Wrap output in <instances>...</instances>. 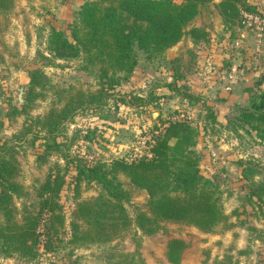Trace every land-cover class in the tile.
<instances>
[{"label": "rangeland", "instance_id": "rangeland-1", "mask_svg": "<svg viewBox=\"0 0 264 264\" xmlns=\"http://www.w3.org/2000/svg\"><path fill=\"white\" fill-rule=\"evenodd\" d=\"M13 1L12 10L0 14V143L15 145L17 180L25 189L30 193L52 164L64 167L66 158L92 164L148 155L152 133L156 134L168 120H184L197 132L193 148L200 155L199 173L216 185L219 202L232 226L219 225L215 231L203 233L184 223L162 222L149 236L131 226L106 244L66 245L49 253L40 249L34 261L0 257V264H112L125 254L139 255L145 264H171L164 254L171 239L184 243L180 264H264V225L246 197L247 181L241 176L242 169L248 167L255 170L254 181L264 176V140L259 141L255 132L238 119L241 110L264 91V0H244L255 11H242L232 26L222 23L215 7L218 0H213L199 7L187 27L204 29L207 42L193 41L186 34L162 57L147 58L137 50V63L130 75L108 91L104 105L83 106L64 121L55 136L61 144L58 151H50L43 161L37 155L44 150V139H36L31 146L30 133L25 140L16 136L22 127L51 109H61L78 93L85 96L99 87L94 76L80 68L79 60L51 57L46 50L50 29L67 34L72 13L85 0L80 4V0ZM174 68L181 78L173 79ZM32 69L41 71L47 82L44 88L34 89L33 94L38 95L26 100L27 72ZM172 81L183 86L179 92L185 90L191 98L164 87ZM132 96H148V100L142 105L126 104ZM22 105H26L25 112L7 117L10 106ZM206 107L215 122L206 118ZM39 135L44 132L39 131ZM66 165L59 199L65 217L60 234L63 240L68 238L74 203L75 170L73 163ZM124 187L130 191L125 208L133 217L136 208L144 209L146 193L128 186L125 180ZM96 193L94 183L82 182L79 186V199Z\"/></svg>", "mask_w": 264, "mask_h": 264}, {"label": "trees", "instance_id": "trees-1", "mask_svg": "<svg viewBox=\"0 0 264 264\" xmlns=\"http://www.w3.org/2000/svg\"><path fill=\"white\" fill-rule=\"evenodd\" d=\"M213 0H85L72 13L68 33L51 28L46 37V50L51 57L76 58L82 70L92 74L99 85L93 93H78L75 100L65 103L59 110H49L43 117H36L22 127L16 135L28 138L32 146L40 137L44 150L38 154L44 160L51 151H58L60 143L55 136L83 106L93 108L104 105L108 91H113L134 70L137 50L147 58L162 57L167 49L179 42L184 35L193 41L207 42V32L190 28L189 23L198 14L199 7ZM13 0H0V14L13 8ZM222 23H237L242 11L254 12L255 7L244 0H218L215 4ZM43 58H46L45 56ZM27 99L33 98L36 87L44 88L46 77L38 69L28 70ZM173 79L182 75L174 68ZM164 87L190 97L185 90L179 92L174 81ZM122 100V97L119 98ZM148 96H132L126 104L142 105ZM123 101V100H122ZM10 106L9 119L25 112ZM206 118L215 122L210 108ZM238 119L259 141L264 140V91L241 110ZM2 122L0 121V127ZM37 129H35V128ZM244 129V128H243ZM245 130V129H244ZM39 131L44 132L43 136ZM246 131V130H245ZM27 136V134H29ZM27 136V137H26ZM197 132L184 120H168L151 136L148 155L133 160L116 158L109 163L87 164L81 159L66 158L73 163V209L68 223V238L60 237L65 226L60 192L68 170L54 163L44 179L31 188V192L17 180L19 164L15 158V145L0 143V257L34 261L42 249L55 252L63 246L87 247L106 244L120 237L131 226L143 235H153L162 222L184 223L203 233H211L216 227L232 226L223 211L217 195V187L199 173L200 155L194 150ZM247 181L246 197L256 208V214L264 225V176L253 180L252 167L242 169ZM122 178L123 181L120 179ZM128 186L146 193L144 209L136 208L130 217L125 203L130 200ZM82 182L94 183L95 196L79 199ZM184 243L171 239L165 245V257L171 264H180ZM112 264H145L137 255H120Z\"/></svg>", "mask_w": 264, "mask_h": 264}, {"label": "crops", "instance_id": "crops-1", "mask_svg": "<svg viewBox=\"0 0 264 264\" xmlns=\"http://www.w3.org/2000/svg\"><path fill=\"white\" fill-rule=\"evenodd\" d=\"M80 2H82V0L78 1V3H79V4H80ZM79 4H78V5H76V7H77V6H79ZM76 7H74L72 10H75V9H76Z\"/></svg>", "mask_w": 264, "mask_h": 264}]
</instances>
